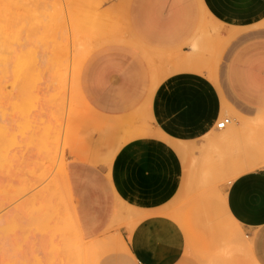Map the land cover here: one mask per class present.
<instances>
[{"label": "crops", "instance_id": "1", "mask_svg": "<svg viewBox=\"0 0 264 264\" xmlns=\"http://www.w3.org/2000/svg\"><path fill=\"white\" fill-rule=\"evenodd\" d=\"M124 27L92 41L74 68L90 136L62 149L70 237L96 242L125 216L128 264H264V169L235 176L220 208L181 205L185 145L209 137L223 152L263 149L264 0H129ZM228 115L235 126L221 133ZM144 122L158 137L106 159L108 133Z\"/></svg>", "mask_w": 264, "mask_h": 264}, {"label": "rangeland", "instance_id": "2", "mask_svg": "<svg viewBox=\"0 0 264 264\" xmlns=\"http://www.w3.org/2000/svg\"><path fill=\"white\" fill-rule=\"evenodd\" d=\"M128 3L0 0V264H128L120 233L125 216H118L112 230L94 247L72 238L68 215L64 222L68 199L61 184L62 149L90 136L86 120L78 118L82 109L76 98L74 68L92 47L89 34L94 26L125 30ZM232 120L228 128L218 131L228 132L235 126ZM119 131L108 133L101 144L108 160L133 138L158 137L146 122ZM138 131L145 134L128 135ZM261 138L259 151L223 152L220 140L209 137L200 144L185 145L181 153L190 189L181 205L198 200L220 208L223 189L237 173L264 169V135ZM233 162L263 164L243 169ZM46 186L61 205L56 223L48 214Z\"/></svg>", "mask_w": 264, "mask_h": 264}, {"label": "bare ground", "instance_id": "3", "mask_svg": "<svg viewBox=\"0 0 264 264\" xmlns=\"http://www.w3.org/2000/svg\"><path fill=\"white\" fill-rule=\"evenodd\" d=\"M119 28L115 27V26H111V25H108V26H104V27H98V26H94L92 31L90 32L89 34V39L91 41H95V40H99V39H102V38H105V37H108L110 35H113L115 33H119ZM225 117H228V116H225ZM224 118V117H223ZM230 118V117H229ZM232 119V118H231ZM233 123V122H232ZM230 126V125H229ZM228 126V127H229ZM227 127V128H228ZM225 130V129H224ZM221 131V130H220ZM145 133L144 132H141V131H138L134 134H128V135H133V136H140V135H144ZM263 163H245L244 165H235L236 167L237 166H243V169H252L253 167L255 166H259ZM234 166V165H233ZM248 167V168H246ZM244 172V171H243ZM235 173V172H234ZM242 172H239L237 174H240ZM44 189H46V191L44 190V196L46 197V200H47V205H48V214L50 215L51 219L55 218L58 216V205L54 202V194H52L51 192V188L49 186H46ZM91 246H96L95 242H91L89 243ZM122 244H123V241H122ZM124 245V244H123Z\"/></svg>", "mask_w": 264, "mask_h": 264}, {"label": "built area", "instance_id": "4", "mask_svg": "<svg viewBox=\"0 0 264 264\" xmlns=\"http://www.w3.org/2000/svg\"><path fill=\"white\" fill-rule=\"evenodd\" d=\"M233 120L229 117H224L221 120H219L216 124V129L217 130H224L226 129L229 125H231Z\"/></svg>", "mask_w": 264, "mask_h": 264}]
</instances>
